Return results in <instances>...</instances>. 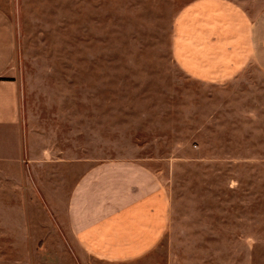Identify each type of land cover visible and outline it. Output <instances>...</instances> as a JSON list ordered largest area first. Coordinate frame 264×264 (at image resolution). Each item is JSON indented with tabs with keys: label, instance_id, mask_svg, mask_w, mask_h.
Here are the masks:
<instances>
[{
	"label": "rangeland",
	"instance_id": "obj_1",
	"mask_svg": "<svg viewBox=\"0 0 264 264\" xmlns=\"http://www.w3.org/2000/svg\"><path fill=\"white\" fill-rule=\"evenodd\" d=\"M192 1L0 0L17 36L11 73L30 126L64 157L133 159L159 174L172 220L149 263L180 264L190 249L207 263L264 264V138L236 139L215 86L191 81L210 91L212 122L190 130L186 160V76L170 43Z\"/></svg>",
	"mask_w": 264,
	"mask_h": 264
},
{
	"label": "crops",
	"instance_id": "obj_2",
	"mask_svg": "<svg viewBox=\"0 0 264 264\" xmlns=\"http://www.w3.org/2000/svg\"><path fill=\"white\" fill-rule=\"evenodd\" d=\"M170 54L186 76V160L190 130L212 122L210 91H193L191 81L215 86L236 139L264 138V0H193L174 21ZM16 55L14 22L0 8V264H153L147 258L172 220L163 180L137 160L67 158L52 148L26 116L11 73ZM203 256L186 249L180 264H217Z\"/></svg>",
	"mask_w": 264,
	"mask_h": 264
}]
</instances>
